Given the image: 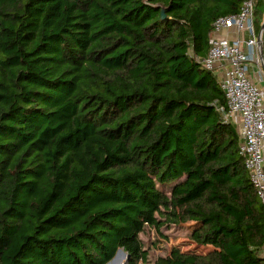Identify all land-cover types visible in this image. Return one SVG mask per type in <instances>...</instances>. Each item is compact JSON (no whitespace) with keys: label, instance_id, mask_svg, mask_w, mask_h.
<instances>
[{"label":"trees","instance_id":"obj_1","mask_svg":"<svg viewBox=\"0 0 264 264\" xmlns=\"http://www.w3.org/2000/svg\"><path fill=\"white\" fill-rule=\"evenodd\" d=\"M243 2L0 0V264H144L141 234L185 223L206 250L154 264H264V206L200 61Z\"/></svg>","mask_w":264,"mask_h":264},{"label":"built area","instance_id":"obj_2","mask_svg":"<svg viewBox=\"0 0 264 264\" xmlns=\"http://www.w3.org/2000/svg\"><path fill=\"white\" fill-rule=\"evenodd\" d=\"M255 4L244 0L238 13L216 19L210 48L200 61L219 81L226 104L218 110L238 127L240 154L264 206V88L259 85L264 84V29L255 27Z\"/></svg>","mask_w":264,"mask_h":264},{"label":"rangeland","instance_id":"obj_3","mask_svg":"<svg viewBox=\"0 0 264 264\" xmlns=\"http://www.w3.org/2000/svg\"><path fill=\"white\" fill-rule=\"evenodd\" d=\"M261 86H264V84ZM163 188L169 190V186ZM190 229L191 226L186 223L164 226L162 228L164 236H161L155 229L147 228L146 231L141 234L145 247L149 250L148 261L144 264H154L159 256L168 254L172 246H178L182 250L205 251L206 248L196 247L195 244L189 240L188 235ZM125 261L126 258L123 253H118L109 264H122Z\"/></svg>","mask_w":264,"mask_h":264},{"label":"water","instance_id":"obj_4","mask_svg":"<svg viewBox=\"0 0 264 264\" xmlns=\"http://www.w3.org/2000/svg\"><path fill=\"white\" fill-rule=\"evenodd\" d=\"M261 29H262V30L264 29V19H263V22H262V25H261ZM259 41H261V38H259ZM118 253H123V255L125 256L126 260L128 259V254H127L123 249H119L118 252H117V254H118ZM117 254L115 255V257L117 256ZM115 257H114V258H115ZM114 258H113V259H114ZM113 259H112V260H113ZM112 260H111V261H112ZM125 262H126V261H125ZM125 262H124V263H125ZM109 263H110V262H109ZM109 263H108V264H109ZM124 263H122V264H124Z\"/></svg>","mask_w":264,"mask_h":264},{"label":"crops","instance_id":"obj_5","mask_svg":"<svg viewBox=\"0 0 264 264\" xmlns=\"http://www.w3.org/2000/svg\"><path fill=\"white\" fill-rule=\"evenodd\" d=\"M222 35H225L224 33ZM236 33L235 32H232L230 33V37H235ZM263 84V82L259 83V85L261 86ZM262 88H264V86H261Z\"/></svg>","mask_w":264,"mask_h":264}]
</instances>
